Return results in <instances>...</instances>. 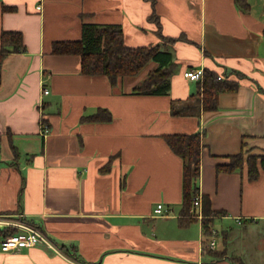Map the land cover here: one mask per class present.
Here are the masks:
<instances>
[{"label":"crops","instance_id":"obj_1","mask_svg":"<svg viewBox=\"0 0 264 264\" xmlns=\"http://www.w3.org/2000/svg\"><path fill=\"white\" fill-rule=\"evenodd\" d=\"M247 1L0 0V48L5 30L26 47L1 65L0 228L30 224L54 245L0 246V264H264L244 248L264 246L253 229L264 223V0ZM84 24H118L127 45L171 51L168 93L135 90L158 61L113 85L84 73L81 55L54 52L81 40ZM205 67L246 75L214 110L197 100L201 80L185 76ZM198 132L211 233L193 204L184 212V160L165 138ZM240 152L242 166L218 170Z\"/></svg>","mask_w":264,"mask_h":264},{"label":"trees","instance_id":"obj_2","mask_svg":"<svg viewBox=\"0 0 264 264\" xmlns=\"http://www.w3.org/2000/svg\"><path fill=\"white\" fill-rule=\"evenodd\" d=\"M243 8H248L247 0H236ZM26 47L20 31L5 30L2 32V46L0 48V77L1 65L4 57L13 51H25ZM56 53H76L82 58V71L87 74H105L112 84L116 85L120 79L138 75L149 62L155 60L159 66L151 70L148 76L135 90L145 94H165L170 89L173 54L162 49L159 45L129 46L125 43L124 32L118 24H84L83 37L79 41L56 42L53 46ZM229 71L220 72L209 67L204 68L201 88L197 100L206 110L218 107V96L223 91H235L240 85L242 77L238 72V79L230 78ZM104 115L96 114L92 119H102ZM111 117V114L109 115ZM165 138L171 148L184 160V194L185 214H188L194 197L199 193V176L201 170L202 134H167ZM258 156L248 157L249 176L254 179L259 174L257 166ZM244 163V153L231 156L227 165H219L218 170L233 171ZM264 168V156H261ZM203 213L208 218L204 220L207 231L211 233L209 218L217 213L212 210L210 198L204 196ZM18 232L15 228H0V237ZM240 264H245L240 262Z\"/></svg>","mask_w":264,"mask_h":264},{"label":"built area","instance_id":"obj_3","mask_svg":"<svg viewBox=\"0 0 264 264\" xmlns=\"http://www.w3.org/2000/svg\"><path fill=\"white\" fill-rule=\"evenodd\" d=\"M41 6H39L40 8ZM204 68L189 69L185 72V76L191 80H201L203 78ZM45 93H49V89H44ZM49 129L46 128V131ZM156 214H164L168 212V209L163 203H158L154 209ZM192 214L199 218H203L202 210V199L200 193H198L193 200V207L191 209ZM2 221H0L1 223ZM5 222V221H3ZM19 227V231L5 236L0 239V246L3 252H10L15 250H20L24 247H31L38 245L40 243H46L54 246L48 236L39 228L26 223H14ZM216 233V230H213ZM216 239L212 238L210 241V246L215 247Z\"/></svg>","mask_w":264,"mask_h":264},{"label":"rangeland","instance_id":"obj_4","mask_svg":"<svg viewBox=\"0 0 264 264\" xmlns=\"http://www.w3.org/2000/svg\"><path fill=\"white\" fill-rule=\"evenodd\" d=\"M262 222V221H261ZM249 223L245 222L244 224H233V226H235L238 229H243L245 226ZM218 228H220V226H217ZM249 228V227H248ZM221 229V228H220ZM254 229V233L255 235L259 236L258 239L260 240L262 237L264 238V223L258 224V225H254L253 226ZM257 238V237H256ZM254 245H259L258 243H254ZM244 248L250 249V251L252 253H254L255 255H258L259 257H263L264 255V246H244Z\"/></svg>","mask_w":264,"mask_h":264}]
</instances>
